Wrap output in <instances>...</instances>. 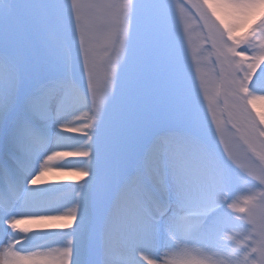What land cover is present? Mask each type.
<instances>
[{"label": "snow or ice", "instance_id": "6c2138e0", "mask_svg": "<svg viewBox=\"0 0 264 264\" xmlns=\"http://www.w3.org/2000/svg\"><path fill=\"white\" fill-rule=\"evenodd\" d=\"M199 7L213 22L209 61L225 90L223 103L227 105L235 98L243 101L237 106L241 123L231 120L230 113L225 125L231 121V129L240 134L251 155L264 165V113L253 116L248 111V106L254 109L256 101H264V89L258 90L256 83L264 82V0H203ZM172 19L169 0H123L121 4L113 0H0V234L7 237L6 243L5 238L0 240L5 245L0 251V264H74L73 240L66 247L25 250L21 247L25 240L16 238L17 234L26 237L32 232L22 227V221L56 222L42 226L47 230L35 232L45 233L72 230L80 219V204L55 212L41 199L39 187H34L52 171L53 161H86V167L55 166L77 181H89L94 166L102 170L99 181L84 183L77 194L81 196L83 190H88L86 206L90 209L93 197L103 199L112 181L120 177L151 118L164 117L210 133L212 121ZM100 40L105 48L115 51V57L105 94L98 100L96 42ZM257 91L262 94L253 96ZM78 101L94 109V121L84 124L83 129L60 123ZM212 116L215 120L214 110ZM216 124L220 130L218 120ZM53 129L57 133H80L88 147L62 150L57 140V148L38 161L52 142ZM210 134L215 139L216 133ZM180 139L165 136L161 143L174 145ZM225 150L231 157L227 145ZM160 151L157 147L154 156ZM37 162L39 171L26 179ZM241 178L247 181L243 174ZM211 179L223 192L217 201L219 207L226 205L230 216L222 225L209 223L216 211L206 217L183 216V242L169 232L171 240L180 246L194 245L212 256L184 247L182 258L175 264H264V192L260 199L252 197L245 200V207H237L228 201L224 170L213 167ZM255 179L264 185V167ZM141 181L142 177L136 175L123 186L104 225L84 233L81 264H90L87 254L93 246L98 258L91 264H134L131 248L115 238V228L122 211L136 207L134 195ZM233 212L247 214L246 223L240 225L244 235L226 243L225 239L234 238H225L224 233L239 219ZM154 219L160 228V218ZM8 230L12 235L8 236ZM152 240L159 243V234L153 232ZM117 244L126 255H113ZM137 255L144 264L158 261L144 253Z\"/></svg>", "mask_w": 264, "mask_h": 264}, {"label": "rangeland", "instance_id": "374dc122", "mask_svg": "<svg viewBox=\"0 0 264 264\" xmlns=\"http://www.w3.org/2000/svg\"><path fill=\"white\" fill-rule=\"evenodd\" d=\"M113 2L116 4H121L123 3V0H113ZM169 2L171 4V11L173 14L172 24L174 31L177 38L183 41V48L186 53V63L191 66V75L195 79V84L201 89V98L204 101V108L208 111L209 120L212 121L210 133L215 132L216 136L214 139V137L208 132H205L201 129H189L184 125L178 124L164 117L151 118V123H149V126L150 124L152 125V128L155 130L154 132L164 131L165 129H167L169 133H173V136L181 138V143L173 146L169 151H173L176 157L180 159L179 161L185 165V169L183 170L186 173L190 174L192 169H197L199 171V174L197 172L196 173L200 176L202 182L206 183L209 189L215 195V198H212V201L208 198L204 200L203 208H211V210L213 211H217L219 208H221L219 216L217 218L214 216L213 218H216V220H214V222H211L210 225H222L225 220L228 219L230 213L228 212L226 205L219 207V204L217 203V201L219 200V195H222L223 192L213 183L211 179L212 168L215 167L218 169H223L227 176L228 201L236 204L237 207H245V200L252 197L260 199L261 193L264 192V185H261L260 181L258 179H255V176L261 174L262 167L254 162L248 152L246 145L243 144V141L240 138V134L231 129V125H229V123L225 125V120L221 113V103L223 101V97L217 93V76L215 72L211 70L209 61V57L211 55L210 40L207 35H205L203 26H201V23H199V21L193 16L192 11L184 6L179 0H169ZM258 16L259 13H257V17ZM240 35H243V33H241ZM107 49L108 48H105L103 46L102 40L96 42L97 67L95 84L98 100L102 99L104 91V84L102 82L103 73L108 77L110 76L111 68L113 67L111 61L115 57V51L113 50L109 61L106 63L105 68L103 69L102 60ZM202 76L204 80L203 85H201ZM81 83H83L82 80ZM256 83L258 90L264 89V82L257 81ZM260 94H262L260 91L252 93L253 96ZM237 101L243 103V101L239 100L238 98ZM77 104H80V109L77 111L75 110V107L69 109L66 113V116L62 118L60 123H65L68 127H74V125H71V122L69 120L70 114H72L74 111L76 112H74L75 115H78V117L80 116L81 121L84 120V117L81 115L85 113V110L86 114H88V109L90 107L85 105L84 107H82V103L79 101L77 102ZM228 105L230 110L231 108L235 107L234 105L232 106L230 104V99L228 101ZM82 109L84 110L82 113H80ZM254 109L256 113H264V107L261 108L257 103ZM213 110L216 114L215 120H213L212 116ZM217 120L220 122V130H217ZM81 125L79 124V128L83 129V125ZM261 127H264V125H261ZM53 132L55 134L57 133L55 129H53ZM147 136L145 135V137H141L143 141L147 139ZM72 140H75V138L73 137ZM226 145L227 148L231 151V157H229V152L225 150ZM139 147L140 146L135 145L136 149H139ZM142 148L143 146L140 148V150ZM222 153L224 154L226 159H230V162L235 168H229L227 166V164H231L224 159ZM205 155L207 158H205ZM71 161L72 159L68 158V162ZM132 161L135 160L132 159L130 161V164L127 163L119 179L113 180L116 185H118L120 181H125V175L129 174V170L133 171L132 168H134L135 165H131ZM79 163L80 162H77V165H79ZM95 167L96 166H94V168ZM241 173L247 177V181H242ZM112 183L111 188H113ZM109 193L110 191L105 195L106 199L107 197H110L111 194ZM46 196L47 195L42 194L41 199L49 200L46 199ZM59 198L60 200H62L61 196H59ZM178 203L179 202H177L176 204ZM185 209H189V205H184L183 207L173 206V210L177 211V214ZM233 216L238 217L239 219H236L234 221L236 226L230 227V230L224 233V237L226 238L227 236H232L234 239L233 241H228L227 239H225L226 243H233L236 239L244 235V229L240 227V225L246 223L247 214L233 212ZM231 223L233 222L230 221L229 224L231 225ZM191 247L197 250L196 246L193 245Z\"/></svg>", "mask_w": 264, "mask_h": 264}, {"label": "bare ground", "instance_id": "6f19581e", "mask_svg": "<svg viewBox=\"0 0 264 264\" xmlns=\"http://www.w3.org/2000/svg\"><path fill=\"white\" fill-rule=\"evenodd\" d=\"M111 55V49H108L107 52L104 55L103 58V67H105V64L109 60V56ZM108 76L104 75L102 77L104 82V91L103 96L106 91ZM102 96V98H103ZM256 103L263 108L264 107V101H256ZM82 107L84 105L82 104ZM80 109V104H77L75 107V110ZM84 110V109H83ZM94 111V109H93ZM75 112V111H74ZM74 112L70 114V122L71 125H74L75 128H79V124L83 125L87 123H92L95 119L93 116L87 117L86 110L83 115L84 120L81 121L80 116L75 115ZM76 113V112H75ZM66 116V113L64 117ZM63 117V118H64ZM91 118V119H90ZM151 120V119H150ZM146 124L144 127L142 133L140 134V137H138L136 146H140L139 149L134 148L133 152L131 153L128 164H130V161L134 159L135 161L131 162V165H135L136 167V175H139L140 171L145 168V163L148 164L146 166V170L149 172H145L146 178H148V185L153 188L155 187V184L158 188H160V191L162 195H165L166 197H169L170 199L174 200L175 202L185 203L187 200H191L196 198L200 193L202 192V189L199 185V183H193V180H191V177H189L187 174H184L180 167L177 165V163L174 161V156L171 154H167L166 156H161L162 153H165L166 150L163 143H161V140L163 137H165V134L160 135H153L151 136L152 132L155 131L152 128L151 121ZM81 125V126H82ZM82 126V128H83ZM62 135V136H61ZM61 135H57L54 132L52 133V142L50 143L48 149L41 153V156L38 158V161L42 159L43 156L50 154L51 151L55 150L57 148V140H59V147L62 150H83L84 148L88 147L86 143V138H80L79 140H72L70 138H67L61 133ZM147 136V140L143 139L141 137ZM151 136V138H150ZM149 139L152 142H149ZM143 146V148L140 150V148ZM159 147L161 151L158 154H155V149ZM72 159L71 162H68V158H64L63 160L53 161V169L52 171H49L44 177L41 184H38L34 187H39V191L41 194H46V199L51 200V197L56 200L53 204L52 210L55 212H63L67 211L68 209L76 206L77 204L81 205V211H80V219L78 220L76 226L72 230L67 231H50L45 233H35L40 230H47L43 229L42 226H46L49 223H56L49 220H36V221H22V227L30 228L32 229V232L29 233L28 236H23L22 238L25 240V243L21 245L25 250H34L40 247H50L53 245H57V243L52 244L51 239H49L53 235H57L58 237H62L67 234H73L74 238V264H81L82 262V236L86 231H88V228L90 226V230L94 232L95 230H98L101 228L103 223L95 224L93 221L91 225L86 223L85 218V208H86V191L83 190V194L81 196H76L75 199L72 200V203L66 200L65 198H62L60 200L59 196L63 197L64 193H67L71 189H76L78 193L82 192L81 185H83V180L77 181L76 177L70 174H67L65 172H61L57 170L55 167L57 164H59V167L63 168H74V167H86L87 162L85 161L81 165H77V162L79 160ZM136 162V163H134ZM161 162V163H160ZM161 164L160 167L157 166V164ZM36 165V166H35ZM144 167V168H143ZM39 171V165L38 162L34 163L31 170L29 171L26 179H30L32 175H35L36 172ZM141 173H143L141 171ZM94 175V174H93ZM102 176V170L99 168L98 172L95 173V176H92L91 178L94 181H99V179ZM145 179V177H144ZM93 182H90L88 184H92ZM156 188V187H155ZM201 199V196H200ZM44 200V199H43ZM46 201V200H44ZM135 201L136 207L130 208L128 210L122 211L119 221L115 228V238L126 247L131 248V255L134 261V264H144V261L139 259L138 253H144L147 256H150L156 260V264H161V260L168 261L169 264H175L174 261H172L175 258L176 254V248L175 245V251H173L174 248V242H173V248L169 242L171 240L168 233L171 231H174L179 225H182V221L177 219V216L173 213L171 210L170 214L164 217V224L160 226V228L156 227V223L153 220V217L147 218L143 212L142 208H138V203ZM49 202V201H46ZM60 202V203H58ZM139 202V201H138ZM140 204V202H139ZM203 204V203H202ZM201 202H198L195 204L196 207H200ZM92 205L96 206V198L93 197ZM194 207V208H196ZM139 214V220L136 219V214ZM94 217L98 216L97 212H93ZM104 225V224H103ZM132 226V233L134 230V237L137 238L136 242L122 234V229L128 228V231L131 232ZM130 227V228H129ZM145 229L148 231L146 232ZM1 230V229H0ZM153 232H156L158 234L163 235V240L160 243H154L152 240ZM173 233V232H172ZM1 238V236H0ZM4 240V239H3ZM50 240V241H49ZM49 241V243H47ZM7 242V237L5 239V243ZM159 244L160 248L163 246V251H159L156 249L157 245ZM5 245L0 244V251L3 250V247ZM153 246V249H152ZM134 247H136V251H133ZM158 248V247H157ZM167 252V253H166ZM166 253V254H165ZM113 255L116 257H122L126 255V250L119 246V244L115 245L113 248ZM143 255V254H141Z\"/></svg>", "mask_w": 264, "mask_h": 264}]
</instances>
